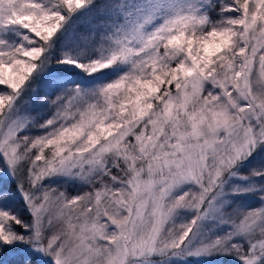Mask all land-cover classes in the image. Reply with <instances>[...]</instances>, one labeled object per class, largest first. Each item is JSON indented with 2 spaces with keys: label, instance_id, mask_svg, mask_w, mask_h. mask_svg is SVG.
<instances>
[{
  "label": "snow or ice",
  "instance_id": "6c2138e0",
  "mask_svg": "<svg viewBox=\"0 0 264 264\" xmlns=\"http://www.w3.org/2000/svg\"><path fill=\"white\" fill-rule=\"evenodd\" d=\"M211 255L264 264V0H0V264Z\"/></svg>",
  "mask_w": 264,
  "mask_h": 264
},
{
  "label": "rangeland",
  "instance_id": "374dc122",
  "mask_svg": "<svg viewBox=\"0 0 264 264\" xmlns=\"http://www.w3.org/2000/svg\"><path fill=\"white\" fill-rule=\"evenodd\" d=\"M34 82H35V84L39 85V81L38 80L37 81H34ZM30 98H31V96L28 97V98L26 97L23 101H21V110L22 111H26V110H28L30 108ZM31 114L32 115H35V112H32ZM241 183H246V182L241 181ZM248 202L254 203V201L251 200V198H249ZM228 258L231 261H235V262L240 263L239 260H237L233 256H228ZM193 259H199L200 261H205V263H207V264H219L221 262L220 258H218V255L202 256V257H199V258H191V259H188L187 262L191 263L193 261H190V260H193ZM183 261H178L177 264H182ZM191 264H193V263H191Z\"/></svg>",
  "mask_w": 264,
  "mask_h": 264
},
{
  "label": "trees",
  "instance_id": "16d2710c",
  "mask_svg": "<svg viewBox=\"0 0 264 264\" xmlns=\"http://www.w3.org/2000/svg\"><path fill=\"white\" fill-rule=\"evenodd\" d=\"M38 86L39 85H37V84H35V82L33 83V87L34 88H38ZM30 96H32V93L30 92V93H28L26 96H25V98L27 97H30ZM24 98V99H25ZM4 179H6V178H4ZM226 257V258H225ZM218 258H220V260H221V262L219 263V264H240V263H238V262H235V261H231V260H229V258H228V256H223V255H218ZM188 260H184L183 262H182V264H191V263H193V264H207V263H205V261H200L199 259H193V260H190V261H193V262H191V263H189V262H187Z\"/></svg>",
  "mask_w": 264,
  "mask_h": 264
}]
</instances>
